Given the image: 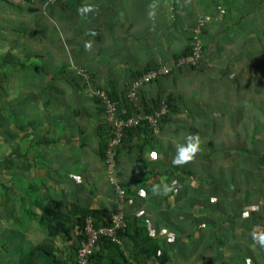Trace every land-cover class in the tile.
Listing matches in <instances>:
<instances>
[{
	"label": "crops",
	"instance_id": "crops-1",
	"mask_svg": "<svg viewBox=\"0 0 264 264\" xmlns=\"http://www.w3.org/2000/svg\"><path fill=\"white\" fill-rule=\"evenodd\" d=\"M16 1L0 0V13L4 14L1 9L10 7L14 14L20 15V9L23 10L26 6ZM64 1H59L57 8H54L56 12H59V4H63ZM248 2L246 0H71L69 5L73 9L66 17L58 21L59 16L55 14L51 18L54 24L60 25L57 27L59 36L54 40L47 38L49 41L47 45L43 38L54 33L56 25L49 27L47 24L48 28H46L42 16L43 11L46 12L44 4L37 2L39 7L30 8L32 12L39 8V37L42 36L39 42L42 43L39 45L40 60L44 57V52L50 54L48 59L50 62L40 61L39 64V86H42L39 93H44L48 97H45L42 104H48L49 99L52 108V112L49 113L51 122L43 126L45 127L43 131L39 129V146L44 145L51 149L48 150L50 153L39 151V156L44 159L45 162L42 161L45 168L50 173H54L55 177L54 180L53 177L47 176L50 173H46L48 177L46 182L53 179L57 185L63 184L64 187L60 191L62 197L63 195L65 199L70 197L69 202L76 200L79 206L88 205L90 208L101 207L106 210L115 206L116 197L113 187L102 178V173L99 171L103 162L99 158L98 151L101 136L106 135L104 116L98 102L84 90L85 82L76 69L81 68L88 74L92 87H99L109 92L113 90L119 95L138 73L159 65L173 64L175 55L190 45V33L196 20L205 15L217 16L218 5L223 8L225 6L224 13L220 20L212 19L203 28L202 58L198 68L188 70L187 67H183L180 71L174 69L170 74L160 76L142 86L138 96L143 103L152 106L158 97L169 93L175 94L174 96L178 98L180 114L176 116L174 122H187L186 114L192 113L194 118L192 117L191 122H207L211 128H214L210 122H216L217 117L226 119V115L219 116V112L215 111L218 110L217 108L212 106L206 108V106L216 102L221 88L230 89L231 94L239 90L237 84L240 86L241 83L231 84L235 73L229 71L233 68L230 64H240L241 67L243 64L251 63L253 55L264 56L262 49L253 52V55L245 51V47L253 44L258 46L260 38L264 37L262 36L264 25L253 24L249 17L253 9L246 8ZM31 3L35 2L29 4ZM85 3L92 4L95 8V12L89 13L86 17L78 15L76 11ZM261 8H264V0L259 5H255L254 10L261 11ZM26 11H29L28 8ZM150 11L151 16H149ZM257 17L259 19V14ZM246 21L248 25H245ZM86 41L91 43V48L88 50L84 48ZM16 47L13 45L14 49ZM6 60L9 64L10 59L6 58ZM247 76L245 71V78ZM3 78L6 82V76ZM41 78H44V81ZM219 79H225V86H217L219 83L216 82ZM237 80L239 81V78ZM184 86L186 89H180ZM184 91L187 93V98L183 97ZM5 93H9L8 89ZM232 99L228 98L227 103L235 106L238 112L235 119L239 122L241 120L239 112L242 109L246 110L250 102L243 99L245 100L243 103L246 102L249 106L240 105L237 108L242 101ZM5 100L0 99V102ZM218 102L221 105L222 101L218 100ZM175 129L166 125L161 128L158 123L157 134L152 133L148 136L145 135L146 132L135 131L131 136L126 135L117 154L116 169L126 191L124 200L118 208L120 207L124 214L150 218V233L163 238L167 237L163 231L165 227L161 223L163 219L160 218L161 221L158 222L160 230H155L154 214L161 215L166 206L174 205L175 197L180 195V201H185L186 197L194 195L191 193L194 189L200 187L201 191L206 187V185L200 186L198 179L191 177L189 179L197 180L198 185L193 186L188 180L181 183L186 181L185 175L168 167L172 155L167 148L175 151V142H179L181 135L183 137L184 133L187 134V130L182 131L174 138L172 131ZM47 133L50 136H47ZM151 153H156V159L151 158ZM200 167V163H196L198 173L201 171ZM95 180L105 181L106 188L99 192L100 186L98 189L93 186ZM152 184L170 185L171 188L167 193L154 196L149 191ZM141 190L145 192L143 197L139 195ZM215 196L209 194V202H213ZM57 197L61 196L57 195ZM200 201V206L202 203L210 204L207 198ZM223 228L222 235L230 236V227L223 226ZM39 232L42 238L44 231L40 227ZM7 234L8 232L2 230L1 233L0 230V250L8 247L5 245L7 242L2 241L5 239L3 236ZM55 243L59 250L58 255L67 258L70 242H62L57 238ZM3 258L0 264L8 261L10 254H4Z\"/></svg>",
	"mask_w": 264,
	"mask_h": 264
},
{
	"label": "trees",
	"instance_id": "trees-1",
	"mask_svg": "<svg viewBox=\"0 0 264 264\" xmlns=\"http://www.w3.org/2000/svg\"><path fill=\"white\" fill-rule=\"evenodd\" d=\"M24 1L27 3L40 2L45 4L46 15L49 18H53L55 14H58L60 17H58V21L62 20V17H66L73 9L72 6L69 5V1L71 0H65L63 4L60 3L59 12H56L54 8H57L60 0H56L53 4H46V0ZM190 51L191 46H186L184 50L175 55V59L181 55L189 54ZM1 61L0 69H5L8 61L6 59H1ZM198 66L199 64L196 67H187V69L196 70ZM182 68L183 67L176 68V70L179 69L180 71ZM147 70L149 69L138 73V75L146 72ZM138 75H136L134 78H136ZM105 91L111 99L119 101L118 109L120 111L121 117L130 116L133 114V111L126 100L127 88L120 92L119 95L118 93L113 92V90L111 92L107 90ZM174 95L169 93L165 96L167 112L158 120L160 127L162 128L164 125H166L168 128L171 126L172 128H176L175 131H172V136L174 138L178 137V133L182 131L185 132L187 129L192 130L194 132L193 135H196L199 138V146H202V144H205L206 146L205 151L201 152L202 154L196 153L194 158L184 165H173L171 160L175 155V151H171L169 148H167V151L171 152L170 154L172 155L168 167H170L172 171L184 174L185 177L197 178L200 186L206 185L207 187L211 188V190L207 192L209 194H213L214 189L218 186L222 187L223 191L218 196H215L213 202H209V198H207V202L210 203L209 205L202 203V206H200L201 201L198 199V196L201 195V191L199 187L194 189V195L186 197L185 201H180L179 195L175 197V204H169L166 206L163 209L164 211L162 210L163 212L161 215H158V213L154 214V217H156V221H154V229L160 230L158 225L160 223L158 222L161 221L160 218H162L163 220L161 223L165 227V230L163 231H165V236H167L165 238L161 236H155L150 233V218L148 219L145 216L140 217L124 214V226L116 232L120 243H115L105 236L99 237L96 242V249L87 256L88 264H168L173 260L176 263L175 258L177 256L181 254H190L192 252L191 249H194V247L198 249V243L201 237H204L205 240H207H204L205 243L202 242L203 245L200 250L201 257L206 251H210L212 254L206 256L212 259L210 264H222L218 257L219 253H221L222 248L228 246L229 244L233 245V243H235L233 241L234 236L231 233V230L234 227L233 224L238 222V218L242 212L244 213L245 211L248 214L246 217H244L246 229L248 231H251L254 228L255 223V225L259 223L260 225H264V211L262 210V206L257 201L251 200L253 199L251 193L253 194L258 192L259 188L256 183L253 186H251V184H253L254 176L257 177V180L261 179L259 178V174L255 173V171L253 172L252 169L242 170L244 177L240 176L239 180H236L235 175L230 173L231 171L219 169L216 157L210 158L211 152L215 150L211 149L215 148V140L213 137L215 135L214 129L211 128L210 124L207 122H191L192 117L194 118L192 113L186 114L185 120H187V122H174L176 121V116L180 114V108L177 105L178 98ZM19 96L20 95L15 97L13 100H5L6 102H4L6 105L2 106H8L9 114L13 118L17 131L25 130L24 122H27L34 129L35 132L33 134L36 135L37 125L34 124L35 121L29 119L30 115L27 116L28 114L25 113L24 108H22V110H18L21 106L17 105L16 108V105L14 104L19 100H24L26 97L34 99L33 95H26L25 98H20ZM93 98L98 102L100 106L99 109L103 113V107L99 103L98 99L94 96ZM161 98H163V96H160L154 100L152 106L142 102L144 110L148 112L157 110L159 108V101ZM14 108H16L15 111ZM123 108L124 111L122 112ZM7 118V116L2 118V115L0 114V134H9L10 129L7 127L2 129L6 124L5 122H9ZM105 131L106 135L101 136V143L98 151L99 158L102 162L105 158L107 128H105ZM135 131H142L143 133L146 132L145 135L148 136L152 135V132L146 122H142L138 126L127 128L124 131L125 136H123L121 139V143L124 142L126 135L131 136ZM184 135H186V133H184ZM9 138H12L11 134L9 135ZM181 139L179 142L183 141ZM35 145H39V141L35 142ZM251 147H248L245 144L235 145L234 151L237 153L244 152L243 154L246 156L244 159H248L250 155H254L253 158H255V166H258L259 168L264 166V152H260L255 155L252 141ZM119 148L120 147H117L116 149V164L118 162L117 154L119 153ZM21 155L23 154H20L19 151L16 152V156L21 157ZM9 159L10 158L8 156L4 157L0 161V166L4 165L5 163L11 165ZM198 161H203L200 167L201 171H199V173L195 168V165L198 163ZM232 168L233 167L231 166L230 169ZM116 174L119 177L117 169ZM237 175H240L238 170ZM247 176L253 177L251 180H249ZM240 183L244 184L240 185ZM120 185L122 186L121 182ZM20 186H22L20 188V194L22 196L20 195L19 198V207L21 211L20 214L27 220H35L38 228L40 227L43 229L44 235L36 242L26 246L18 245L13 242L14 240L11 239V243L14 247V256L13 258H10L8 261L4 262V264H74L77 249L81 242H83L86 238L84 233L86 217H91L93 219L94 227L107 226L110 223V213L116 209V204L112 209L110 208V210H106L101 207L90 208L88 205L79 206L76 200L68 202L62 196H50L44 198L40 193L38 183L35 182V179L33 182L28 181L26 183H21ZM4 188L8 189L6 186ZM228 191H232L234 194L235 192L243 193L244 197L241 202L234 201L235 205H233L231 199L233 196ZM23 194H25V196H23ZM127 195L128 192L126 196ZM181 195L184 194L181 193ZM196 209L197 213H195ZM180 215L181 218H179ZM224 223H227V226L230 227V236L225 234L222 235L221 231L224 229ZM11 235L13 238V234ZM57 238H59L62 242H70V244H68L70 251L67 258L58 255L59 250L55 246V239ZM242 250V254L244 255L243 261L240 262L235 257L233 258V262L230 264H246V260L249 259L248 255L250 252L248 249ZM204 258L202 257L204 262L203 264H209V261H204Z\"/></svg>",
	"mask_w": 264,
	"mask_h": 264
},
{
	"label": "rangeland",
	"instance_id": "rangeland-1",
	"mask_svg": "<svg viewBox=\"0 0 264 264\" xmlns=\"http://www.w3.org/2000/svg\"><path fill=\"white\" fill-rule=\"evenodd\" d=\"M246 1H249L246 4V8H248V10L249 7L253 9L252 13L249 14L252 23H259L261 25H264V8H261V11L258 9L254 10L255 5H259L260 3H262L263 0ZM16 2L18 4L26 6L25 8H23V10L20 9V15L14 14V11L10 7L1 9V11H4L5 13H0V61L1 59H10L9 64L5 67V69H0V99L12 100L11 98L17 97L20 92L22 93V95L19 96L20 98H25L26 95H33L34 99L26 97L24 100H19L14 104L16 105V108L17 105H21L18 110H22V108H24L25 113L28 114L27 116L30 115L29 119L35 121L34 124L37 125V134H33L35 132L34 129L27 122H24L25 130L17 131L13 118L9 114L8 106L3 107L2 105H6V103L3 101L0 102V114L2 115V118L4 116H7V119L9 121L5 122L6 126L4 125L2 129H4L5 127L10 129L8 135L5 133L0 134V161L4 157L8 156L10 158L9 160L11 163V165L5 163L4 165L0 166V230L1 233L2 230L6 231V233L8 232L6 236H3V238L5 239H1L3 242H7L5 243V245L8 246L6 249L4 248L3 250H0V252L3 254H0L1 263L4 260V254H10V258L14 256V247L11 243L12 240H14L13 242L18 245L26 246L28 244L36 242L38 239H40L42 235L39 232V228L35 220H27L24 216L20 214L21 211L19 207V198L21 195V183H26L28 181L33 182L35 179V182L38 183L40 193L43 195L44 198L57 195L62 196V193H60V191L64 187L63 184L57 185L55 183V177L53 176L54 173H50V171L45 168V161L39 156V151L41 150L50 153V151H48L51 150L50 147H45L44 145H35V142L39 141V129L43 131L45 128L43 126L47 122H51L49 113L52 112L49 99L48 104H42V102H44L45 97L48 98L46 94L39 93V91L41 90L40 88L42 87L41 85L39 86V64L40 61H49L48 59L50 58V54L44 52V57L40 60L41 54H39V45H41L42 43L39 44V42H41L40 39L42 38V36L39 37V8L35 12H32V9H30L35 8V6H38V4L25 3L24 0H17ZM43 6L44 8H46L45 4ZM26 8H28L29 11H26ZM258 14L260 16L259 19L257 17ZM42 16L45 20L44 24L46 28H48V25L49 27L52 25H56L54 24V21L51 18H46L47 15L45 11H43ZM58 25L59 24L56 25V31L54 33L48 34L47 37L43 36L46 45L49 42L47 38H51L52 40H54L56 36H59V31L57 30V27H60V25ZM245 25H248V21L245 22ZM60 30L62 31V29ZM57 31L58 34H56ZM262 36H264V32ZM20 40L23 43H21ZM13 45H16L17 47L14 49ZM254 47L257 49H255ZM260 49L263 50L262 54L264 55V37L260 38L258 46H255L253 44L250 47H245V51H249L252 55L253 52L258 51ZM251 59V63L243 64L241 67L240 64H230V66L233 65V68L229 69V71L235 73V75H233L234 79H231V84L241 83L240 86L239 84H237V86L242 89L239 88L237 92L231 94L230 89L221 88V92L217 96L216 102L212 105H210V103L206 106V108L209 106L217 108L218 110L215 111L219 112V116L226 115L227 117L226 119L225 117L220 119L217 117L215 120L216 122H210L211 124L215 125L213 128L215 131V135L213 136L215 140V148H211L215 150L211 152L210 158L216 157L217 164L219 165L218 168L221 170L231 171L230 173L235 175L236 180H239L240 176L244 177V173H242V170L252 169L253 172L255 171V173L259 174V178L261 179L257 180V177L254 176L253 184H251V186H253L256 183V185H258L259 187L258 192H255L253 194L251 193V196L253 198L251 200L257 201L262 206V210L264 211V166H261L260 168L258 166H255V158H253L254 155H250L248 159H244L246 157L243 154L244 152L237 153L234 151L235 145L245 144L246 146L251 147L252 141L255 155L257 153L264 152V56L260 57V55H253ZM220 67H222V64H220ZM245 71L248 74L247 78H245ZM3 76H6V82ZM237 78H239L240 82L237 80ZM240 78H242L243 80ZM41 80L44 81V78H41ZM224 81L225 79H219L216 82L219 83L217 86L223 87ZM7 89L9 93L4 94V92H7ZM180 89L186 88L184 86ZM30 92H32L33 94H30ZM182 93L184 98L188 97L186 91ZM228 98H233V101L239 99L242 101V103H240L237 108H239L240 105L249 106L246 102L243 103L245 100H249L250 102V106L246 107V110L242 109V111L239 112L241 114V118L238 117L241 119L239 122L235 119V116H238V112L236 111L235 106L229 105V103H227ZM243 99L245 100L243 101ZM218 100L222 101L221 105L218 104ZM16 108H14V111L16 110ZM39 113L41 114L40 117ZM10 134L12 135V138H9ZM189 134L193 135L194 132L192 130L187 129L186 135ZM186 135H183V137ZM47 136H50V134L47 133ZM183 137L181 135V140H183ZM121 144L122 143H120L118 147H120ZM205 146V144L199 146L197 154L200 153V151H205ZM18 151L20 152V154H23L21 155V157L16 156V152ZM198 162L200 163V165H202L203 161ZM231 166L233 167L232 169H230ZM237 170L240 174L239 176L237 175ZM99 171L102 173V178L107 182L108 174L106 172L104 161L102 163V168L99 169ZM46 173L50 174L47 175ZM46 175L50 176L51 178L53 177L54 180L49 179V181L46 182L48 178L46 177ZM247 177L249 180H251L253 176ZM185 179L186 181H181V183L187 182L188 180V182L191 181L189 183H191L193 186L198 185L197 180L192 181L189 179V177H186ZM104 182L95 180L93 186H96L97 189L100 186L99 192H101L106 188ZM83 184L85 183L83 182ZM243 184L240 183V185ZM5 186L8 189H5ZM209 190H211L210 187H204V189L201 190L202 192L201 195L198 196V199L204 200L208 198V195L205 194H207ZM222 191V187L218 186L214 189L213 194L215 193V195L218 196L219 194H221ZM228 192H230L233 196L231 198L233 205H235L236 201L241 202L244 197L243 193L235 192L234 194L232 191ZM23 196H25V194H23ZM66 199L69 202L70 197H66ZM119 211L122 212L120 207ZM244 213L246 212L244 211ZM244 213L242 212V214H240L238 222H235L236 224H233L234 227L231 230V233L234 236L233 241L235 243H233V245L229 244L228 246L222 248L221 253H219L218 257L222 264H230L231 262H233V258L235 257L238 259V261L242 262L244 258V255L242 254V249H248L250 252L248 255L249 259L246 260V264H264V248H261L259 245L255 244L251 239V233L253 231L264 232V225H260V223L255 225V223L254 228L251 231H248L246 229V224L244 221V217H246L248 214L245 216ZM224 227H227V223H224ZM11 234H13V238ZM204 240L205 238L201 237L198 243V249L194 247V249H191L192 252L190 254H181L175 258L176 263L173 260L168 264H203L204 262L202 257L204 258L212 254L210 251H206L205 254L201 257L200 250L203 245L202 242L207 241ZM55 246L58 249L56 243ZM211 260L212 259L208 257L204 258V261H209V264Z\"/></svg>",
	"mask_w": 264,
	"mask_h": 264
},
{
	"label": "built area",
	"instance_id": "built-area-1",
	"mask_svg": "<svg viewBox=\"0 0 264 264\" xmlns=\"http://www.w3.org/2000/svg\"><path fill=\"white\" fill-rule=\"evenodd\" d=\"M55 0H46V4L52 3ZM217 16H201L191 29L190 46L191 51L187 55L177 57L172 65L156 66L138 75L128 85L126 92V100L133 114L130 116L121 117L118 109L119 101L111 99L107 92L99 87H92L89 83L88 74L81 68L76 69L77 73L85 82L84 90L98 99L103 107L104 123L107 128V142L105 148L104 165L108 174L107 181L113 187L116 197V209L110 213V224L107 226H93V219L86 217L84 224V233L86 238L81 242L75 254L74 264H88L87 256L96 248V242L99 237H108L115 243H120L116 232L124 226V216L119 211L118 206L124 200L125 191L120 185V178L116 174V149L121 143L124 136V131L127 128L138 126L142 122H146L153 134L158 133V120L167 112L165 96L159 101V108L152 112L145 111L143 103L138 96L139 89L145 84L151 83L160 76L170 74L174 69L180 67L197 66L202 57V40L201 34L203 28L212 19L220 20L224 13L221 5H218Z\"/></svg>",
	"mask_w": 264,
	"mask_h": 264
},
{
	"label": "clouds",
	"instance_id": "clouds-1",
	"mask_svg": "<svg viewBox=\"0 0 264 264\" xmlns=\"http://www.w3.org/2000/svg\"><path fill=\"white\" fill-rule=\"evenodd\" d=\"M77 14L80 16H87L89 13H94L95 8L92 4L85 3L82 4L80 7L77 8ZM152 15V12H149V16ZM95 35V33H93ZM84 48L85 50H88L91 48V43L86 41L84 43ZM199 138L196 135H186L183 137V142H175V155L173 156L171 163L173 165H184L185 163L191 161L195 154L199 150ZM151 158L156 159V153H151ZM171 186L170 185H157V184H152L150 186V194L156 196L160 195L162 193H167L170 190ZM139 195L143 197L145 195V192L141 190L139 192ZM246 216L247 213H244ZM110 224V223H109ZM251 239L252 241L259 245L261 248H264V232H256L253 231L251 233ZM97 247V245H96ZM96 249V248H95Z\"/></svg>",
	"mask_w": 264,
	"mask_h": 264
}]
</instances>
